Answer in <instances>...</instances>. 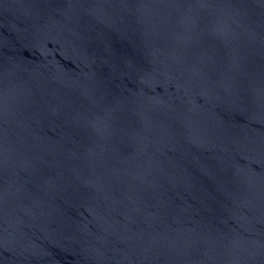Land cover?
<instances>
[{
  "label": "water",
  "instance_id": "water-1",
  "mask_svg": "<svg viewBox=\"0 0 264 264\" xmlns=\"http://www.w3.org/2000/svg\"><path fill=\"white\" fill-rule=\"evenodd\" d=\"M0 264H264V0H0Z\"/></svg>",
  "mask_w": 264,
  "mask_h": 264
}]
</instances>
